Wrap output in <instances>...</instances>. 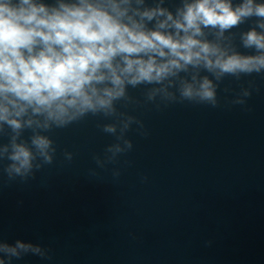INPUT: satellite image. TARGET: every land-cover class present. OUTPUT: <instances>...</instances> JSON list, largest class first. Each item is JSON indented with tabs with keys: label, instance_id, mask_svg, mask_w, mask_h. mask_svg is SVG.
<instances>
[{
	"label": "water",
	"instance_id": "obj_1",
	"mask_svg": "<svg viewBox=\"0 0 264 264\" xmlns=\"http://www.w3.org/2000/svg\"><path fill=\"white\" fill-rule=\"evenodd\" d=\"M248 79L226 78L215 109L157 110L130 88L141 103L122 110L148 134L133 125L132 150L102 168L93 156L103 158L114 139L97 127L111 122L102 117L50 133L54 161L34 178L10 181L0 165V238L41 244L50 257L13 264H264V78L255 77L249 110L223 101Z\"/></svg>",
	"mask_w": 264,
	"mask_h": 264
},
{
	"label": "clouds",
	"instance_id": "obj_2",
	"mask_svg": "<svg viewBox=\"0 0 264 264\" xmlns=\"http://www.w3.org/2000/svg\"><path fill=\"white\" fill-rule=\"evenodd\" d=\"M250 20L247 30L233 31ZM244 77L252 79L223 97L224 106L249 110L259 92L264 0H179L174 9L166 0H0V165L10 181L34 178L54 161L50 133L102 117L111 122L97 127L114 138L103 158L93 156L102 168L132 150L133 125L148 134L122 110L141 103L130 88L142 89L143 103L157 110L183 103L215 109L224 80ZM27 255L50 259L41 244L0 238V264Z\"/></svg>",
	"mask_w": 264,
	"mask_h": 264
}]
</instances>
